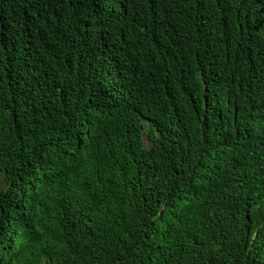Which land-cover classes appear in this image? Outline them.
<instances>
[{
  "label": "trees",
  "instance_id": "trees-1",
  "mask_svg": "<svg viewBox=\"0 0 264 264\" xmlns=\"http://www.w3.org/2000/svg\"><path fill=\"white\" fill-rule=\"evenodd\" d=\"M0 0V264H264V9Z\"/></svg>",
  "mask_w": 264,
  "mask_h": 264
},
{
  "label": "clouds",
  "instance_id": "clouds-1",
  "mask_svg": "<svg viewBox=\"0 0 264 264\" xmlns=\"http://www.w3.org/2000/svg\"><path fill=\"white\" fill-rule=\"evenodd\" d=\"M238 10H243L245 16L256 17L255 12L264 9V0H235Z\"/></svg>",
  "mask_w": 264,
  "mask_h": 264
}]
</instances>
